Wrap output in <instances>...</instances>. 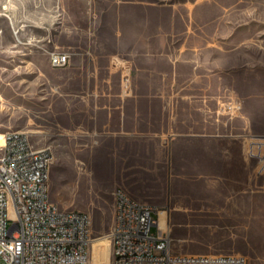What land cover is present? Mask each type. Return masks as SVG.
<instances>
[{
    "label": "rangeland",
    "instance_id": "374dc122",
    "mask_svg": "<svg viewBox=\"0 0 264 264\" xmlns=\"http://www.w3.org/2000/svg\"><path fill=\"white\" fill-rule=\"evenodd\" d=\"M87 39L94 57H111L122 65L124 92L130 89L136 62L143 66L148 61L160 73L179 59L182 74H215L211 83L204 78L207 90L199 100L219 109V116L238 117L247 98L239 89L249 85L250 97L256 99L253 108L264 119V0H0V133L25 132L36 148L50 151L51 200L62 209L90 215L93 239L106 237L100 247L92 243L91 264H111L108 235L115 199L108 174L115 165L110 162L108 169L99 131L67 127L68 52ZM147 43L154 45L149 56ZM57 53L69 55L68 65L49 64ZM162 103L155 99V105ZM82 118L76 122L82 124ZM262 127L264 135V121ZM237 170L230 164L232 186L243 184ZM252 175L264 186V172ZM159 191L140 202L170 213L177 252L243 255V242L227 239L228 231L216 226L211 212L201 218L178 203L169 210L168 203L154 199Z\"/></svg>",
    "mask_w": 264,
    "mask_h": 264
},
{
    "label": "crops",
    "instance_id": "0c3cea01",
    "mask_svg": "<svg viewBox=\"0 0 264 264\" xmlns=\"http://www.w3.org/2000/svg\"><path fill=\"white\" fill-rule=\"evenodd\" d=\"M83 42L68 52L67 127L99 131L108 169L110 162L115 165L108 174L112 194L122 188L140 202L159 189L154 199L168 203L169 210L178 203L201 218L211 212L218 219L216 226L228 231L227 239L243 242L248 264H264V186L253 178L257 162L247 157L245 144L249 136L263 134L264 119L253 108L250 86L239 89L247 98L238 117L219 116V109L199 100L207 90L204 78L211 83L215 74H182L184 63L174 59L171 69L160 73L148 61L143 66L135 61L130 89L124 92L122 65L111 57H94L89 40ZM146 48L149 56L153 43ZM49 64L54 67L51 57ZM155 99L163 103L155 105ZM79 115L82 124L76 122ZM230 164L238 169L242 185H230ZM160 209L165 208L158 213Z\"/></svg>",
    "mask_w": 264,
    "mask_h": 264
},
{
    "label": "built area",
    "instance_id": "2783aa9c",
    "mask_svg": "<svg viewBox=\"0 0 264 264\" xmlns=\"http://www.w3.org/2000/svg\"><path fill=\"white\" fill-rule=\"evenodd\" d=\"M54 67L69 63L52 56ZM247 156L264 172V135L249 136ZM52 155L36 148L27 133L9 131L0 146V264H91L93 236L86 212L62 209L50 198ZM11 187V194H4ZM109 236L112 264H248L243 255L177 252L170 230L158 223V209L114 192ZM154 228H156L154 230Z\"/></svg>",
    "mask_w": 264,
    "mask_h": 264
},
{
    "label": "bare ground",
    "instance_id": "6f19581e",
    "mask_svg": "<svg viewBox=\"0 0 264 264\" xmlns=\"http://www.w3.org/2000/svg\"><path fill=\"white\" fill-rule=\"evenodd\" d=\"M4 143V134L0 133V146H2ZM42 149V148H40ZM49 179L48 178V183H49ZM4 194H11V187H4ZM159 226L161 229L163 230H170L169 229V225H168V212L164 209L159 210ZM89 215V214H88ZM90 218V226H91V217L89 215ZM92 233V231H91ZM108 239L110 241V246H111V239L110 236L108 235ZM106 240V237H98L93 239L92 243L96 245V247H100L102 246L103 242ZM98 264V263H97ZM111 264H112V250H111Z\"/></svg>",
    "mask_w": 264,
    "mask_h": 264
}]
</instances>
